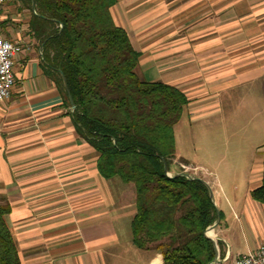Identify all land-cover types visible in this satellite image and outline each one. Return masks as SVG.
Returning <instances> with one entry per match:
<instances>
[{
  "label": "crops",
  "instance_id": "crops-1",
  "mask_svg": "<svg viewBox=\"0 0 264 264\" xmlns=\"http://www.w3.org/2000/svg\"><path fill=\"white\" fill-rule=\"evenodd\" d=\"M110 14L139 55L138 77L183 92L189 121L221 113L233 90L264 98V0H115ZM29 19L18 1L0 5L1 37L21 46L0 102V204L20 264H162L152 246L133 245V186L98 174V153L76 133ZM260 174L257 183H207L219 212L207 233L221 243L215 264L264 244V204L250 196Z\"/></svg>",
  "mask_w": 264,
  "mask_h": 264
},
{
  "label": "trees",
  "instance_id": "trees-1",
  "mask_svg": "<svg viewBox=\"0 0 264 264\" xmlns=\"http://www.w3.org/2000/svg\"><path fill=\"white\" fill-rule=\"evenodd\" d=\"M13 1L30 11V34L67 105L58 71L65 78L75 131L98 153V174L133 186V245L152 246L162 264L216 260L221 243L204 235L216 220L207 189L166 175L176 154L174 127L188 100L171 85L138 77L139 55L110 14L115 0H33L35 15L31 0ZM261 165L260 185L250 196L264 204V145ZM8 212L0 204V264H20L3 221Z\"/></svg>",
  "mask_w": 264,
  "mask_h": 264
},
{
  "label": "rangeland",
  "instance_id": "rangeland-1",
  "mask_svg": "<svg viewBox=\"0 0 264 264\" xmlns=\"http://www.w3.org/2000/svg\"><path fill=\"white\" fill-rule=\"evenodd\" d=\"M230 94L220 101L221 113L201 121L183 116L174 127L176 153L181 159L172 160L169 175L186 173L207 183L258 182L264 110L257 118L253 114L264 104V98L254 99V91L242 89ZM112 181L122 183L116 178Z\"/></svg>",
  "mask_w": 264,
  "mask_h": 264
},
{
  "label": "built area",
  "instance_id": "built-area-1",
  "mask_svg": "<svg viewBox=\"0 0 264 264\" xmlns=\"http://www.w3.org/2000/svg\"><path fill=\"white\" fill-rule=\"evenodd\" d=\"M9 1L0 0V5ZM20 51L21 46L18 43L4 40L0 35V102L10 98L14 86V58ZM233 264H264V244L236 259Z\"/></svg>",
  "mask_w": 264,
  "mask_h": 264
},
{
  "label": "water",
  "instance_id": "water-1",
  "mask_svg": "<svg viewBox=\"0 0 264 264\" xmlns=\"http://www.w3.org/2000/svg\"><path fill=\"white\" fill-rule=\"evenodd\" d=\"M31 10H32V13L35 15L36 13H35V11H34L33 0H31ZM58 72H59V74H60V76H61L62 84H63L64 90H65V92H66V96H67V100H68L69 106H70L71 110H74V109H75V105H74V103H73V101H72V99H71V96H70V94H69V91H68V88H67V84H66L65 78H64L63 74L61 73V71H58ZM164 169H166V168H165V165H164ZM166 175H167L168 177H170V178H172V177H176V176H183V177H185L187 180H193V179L198 180V181H199L200 183H202V184L205 186V188L207 189V191H208V195H209V199H210L211 202L213 203V192H212L211 188L209 187V185L207 184V182H205L204 180L199 179V178H196V177H191L190 175H188V174H186V173H176V174H173V175H169L168 173H166ZM215 210H216V220H215V222H214L212 225H210L209 227H207L206 230L204 231V235H205L206 237H207V233H208L209 231H211V230H212V229L218 224V222H219V212L217 211L216 208H215ZM225 244H226V246L228 247V244H227V243H225ZM227 252H228V251H227ZM216 262H218V261L213 260V261H211L209 264H215Z\"/></svg>",
  "mask_w": 264,
  "mask_h": 264
}]
</instances>
